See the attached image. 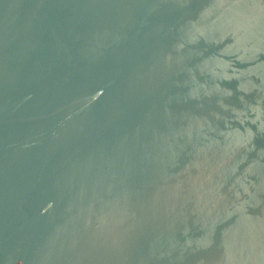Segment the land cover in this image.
<instances>
[{
  "label": "water",
  "instance_id": "1",
  "mask_svg": "<svg viewBox=\"0 0 264 264\" xmlns=\"http://www.w3.org/2000/svg\"><path fill=\"white\" fill-rule=\"evenodd\" d=\"M0 264H264V0H0Z\"/></svg>",
  "mask_w": 264,
  "mask_h": 264
}]
</instances>
